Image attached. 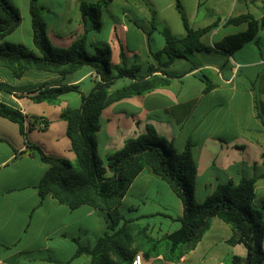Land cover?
Listing matches in <instances>:
<instances>
[{
    "label": "crops",
    "instance_id": "obj_1",
    "mask_svg": "<svg viewBox=\"0 0 264 264\" xmlns=\"http://www.w3.org/2000/svg\"><path fill=\"white\" fill-rule=\"evenodd\" d=\"M99 1L65 0L66 5L62 6L60 15L56 9L48 8L47 12L56 16V19H51L44 15L51 43L68 48L75 40L85 38L88 51L94 53L96 47L109 45L111 62L121 63L124 53L125 60H134L129 63L131 66L136 62L155 63L152 53L164 48L165 40L160 41L156 50L151 45L155 34L160 33L153 28L154 15L160 27L169 28L177 36L186 34L177 0H121L122 13L115 15L107 26L103 22L104 11L120 1L114 0L103 9V27L98 30L90 16L84 17L81 5ZM179 3L194 29L219 20V27L202 38L205 44L213 47L226 35L246 28L239 26L238 31L214 39L222 30L233 26L226 25L229 18L250 13L260 19L264 0H179ZM21 15L23 21L25 17L22 12ZM28 15L30 17V5L25 16ZM21 25L6 41L20 42L9 38ZM30 37L33 40V30ZM194 61L197 64L185 59L176 60L167 69L177 76L171 79L169 86L122 99L106 107L100 117L101 129L96 133L98 153L106 161L109 154L123 149L127 140L147 134L148 127L152 126L160 137L180 152L189 141L192 142L198 169L195 192L199 189L204 193L203 201L221 184L231 180L238 182L243 177H256L253 205L262 208L264 34L259 33L231 55L217 49L200 51L195 53ZM206 79L213 85L207 92ZM97 80L98 75L90 68L65 77L30 70L16 79L8 69L0 67V103L18 109L26 116L25 126L31 143L39 146L46 155L64 157L74 163L77 157L67 135L68 122L62 117V112L68 107H79L81 93L88 94L83 91L86 82L90 84V92ZM68 85L79 86L80 92L65 94L56 104L33 100L41 88ZM70 94L77 97L73 100ZM35 118L47 120L46 129H40L37 125L39 120L35 122ZM26 150V140L19 125L0 116V264H90L88 255L73 259L78 249L75 240L83 246H93L96 241L89 238L88 219L100 213L106 214L108 226L107 213L89 206L72 210L51 196L42 200L37 185L48 166L25 153ZM7 167H12V170H6ZM4 170L6 174H3ZM169 198L180 207L177 219L183 214L182 200L166 181L145 169L129 187L122 200L121 212L126 200L130 199L128 210L135 217L124 218L148 225L152 231V227L143 220L173 219L167 213ZM96 229L102 234L107 232L104 233L102 226ZM232 236L230 225L214 218L211 228L196 248L178 262L160 255L143 259L142 264H241L248 252L243 244H230ZM84 256L87 258L83 259Z\"/></svg>",
    "mask_w": 264,
    "mask_h": 264
},
{
    "label": "trees",
    "instance_id": "obj_2",
    "mask_svg": "<svg viewBox=\"0 0 264 264\" xmlns=\"http://www.w3.org/2000/svg\"><path fill=\"white\" fill-rule=\"evenodd\" d=\"M41 1L29 0L33 43L40 52L36 55L23 44L6 41L22 24V15L11 0H0V67L8 69L16 79L30 70L65 77L90 68L98 75L93 89L88 94L81 93L80 106L68 107L62 112V117L68 122L67 135L76 161L72 163L64 157L46 155L39 146L31 143L25 126L26 116L18 109L0 103V116L19 125L26 140L25 153L48 166L37 185L42 200L51 196L72 210L89 206L107 213L108 231L93 246H83L75 240L78 249L73 259L88 255L90 264H132L141 254L146 260L162 255L169 261L178 262L196 248L211 228L213 219L220 218L232 228L233 236L229 243L243 244L247 249V257L241 264H264V206L257 208L253 205L256 177H243L238 182L231 180L221 184L203 202H198L195 198L198 169L191 141L180 152L149 126L147 134L127 140L123 149L109 154L104 161L98 153L96 140L103 110L122 99L169 86L171 79L177 76L167 69L176 60L185 59L195 65L196 52L214 49L231 55L259 33L264 34V5L260 19L250 13L229 18L226 25H244L246 28L226 35L212 47L202 38L219 27V20L194 29L177 0L186 34L177 36L169 28L160 27L154 15L153 28L158 29L165 40L164 48L152 53L155 63L136 62L127 66L122 53L123 65L113 66L109 45L96 47L94 53L88 52L85 38L75 40L68 48L54 46L48 37ZM113 1L82 3L81 11L84 17L90 16L95 28L100 30L103 27V9ZM118 79H126L127 83L114 88ZM206 83L207 92L213 85L208 79ZM70 92H80L79 86L41 88L33 100L56 104L61 96ZM38 120L35 118V122ZM44 122L43 129H46L48 121ZM145 169L166 181L183 203V214L175 219L180 223L179 228L162 237H155L148 225L126 220L121 212L122 200L129 187Z\"/></svg>",
    "mask_w": 264,
    "mask_h": 264
},
{
    "label": "rangeland",
    "instance_id": "obj_3",
    "mask_svg": "<svg viewBox=\"0 0 264 264\" xmlns=\"http://www.w3.org/2000/svg\"><path fill=\"white\" fill-rule=\"evenodd\" d=\"M11 1L20 9V11L24 14L25 18L22 21V25H21L20 29L18 31H16V33L14 35H12L9 39L11 41H20V42H12V43L23 44V45L27 46L29 49H31L34 54L40 55L39 50L34 46L33 40L30 37V33L32 32L31 17H29V15H28V17L25 16L26 11H27V6H29V0H11ZM64 1L65 0H47V1L42 0L40 2V6H42L44 8V15L47 18L56 19V16L54 15V13L50 14L49 12H47V9L48 8L56 9L58 14L60 15L62 6L66 5L64 3ZM122 2L123 1L120 0L119 2L111 5V7L109 8L108 11H104L103 22L106 23L107 26L109 24H111V22L113 21V17H115V15L122 13V9H121V6L123 4ZM238 30H239V28H237V27L229 26L226 29L222 30L220 32V34L217 37H215L214 39H217L220 36L227 34V33L236 32ZM160 41H164V38L158 32L155 34V37L151 43L153 50H156L159 47L158 45L160 44ZM210 42H211V39H210ZM88 52L93 53L90 51H88ZM124 61H125L127 66L130 65L129 64L130 62L131 63L134 62V60H124ZM112 65L113 66H116V65L122 66L123 62L121 60V63L116 64L115 61H112ZM83 73L84 72L79 73L80 74L79 76H81ZM126 83H127L126 79H118L116 81L114 88L121 87L122 85H124ZM89 87H90L89 82H86V84L83 87V91L89 93V89H90ZM69 97L73 98V100H74L77 96H76V94H70ZM6 170H12V167L11 168L7 167ZM6 170L3 171V174H6ZM203 194L204 193L201 192L199 189L196 190L195 198L198 202H201V201L203 202V199H204V198H202ZM129 201H130V199L126 200V203L123 206V210H122V213L126 219H131L132 216L135 217V214L133 212L132 213L129 212V210H128V206L130 204ZM167 202L169 204V208H168L169 210L167 211L168 215H170L173 219H176V217L179 216L181 213L180 207L176 204V202H174L172 200V198H169V200ZM173 219L171 220V218L159 217V218H153V219H149V220H143V222L148 223L152 227V234L153 235L160 237L161 235H163L169 231H172L173 229H175L176 227L179 226V224L177 222L173 221ZM88 225L90 228L89 238L93 242H95L99 239L98 237H102L104 235L101 232H98V229H96V228H100V226H102L104 229V233L106 231H108L106 214L101 215V213H100V215H98L96 217L89 218L88 219ZM99 235H101V236H99ZM85 258H87V256L83 257V259H85Z\"/></svg>",
    "mask_w": 264,
    "mask_h": 264
},
{
    "label": "built area",
    "instance_id": "obj_4",
    "mask_svg": "<svg viewBox=\"0 0 264 264\" xmlns=\"http://www.w3.org/2000/svg\"><path fill=\"white\" fill-rule=\"evenodd\" d=\"M37 125H38V127H39L40 129H43V128L45 127V122H44V120H43V119H40V120L38 121ZM142 262H143L142 255H141V254H138V255L135 257V259H134V261H133L132 264H142Z\"/></svg>",
    "mask_w": 264,
    "mask_h": 264
}]
</instances>
